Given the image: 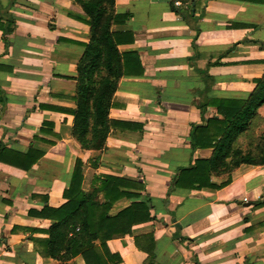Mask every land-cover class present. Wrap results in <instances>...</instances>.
<instances>
[{
	"label": "crops",
	"instance_id": "1",
	"mask_svg": "<svg viewBox=\"0 0 264 264\" xmlns=\"http://www.w3.org/2000/svg\"><path fill=\"white\" fill-rule=\"evenodd\" d=\"M124 15L111 33L121 55H138L143 74L119 79L108 119L131 128L112 129L93 150L73 131L78 67L91 40L83 9L76 0H0V264H86L42 257L33 242L48 240L57 223L34 213L67 204L77 161L87 194L102 176L142 186L124 190L137 197L116 202L110 216L133 203L151 208L153 220L131 235L100 234L118 264H264V208H254L264 201V166H241L221 189L170 191L181 169L214 157L191 147L193 127L218 115L201 105L248 100L264 76V6L115 0L114 16ZM262 116L264 106L253 123ZM259 136L252 144L239 136L234 146L254 151Z\"/></svg>",
	"mask_w": 264,
	"mask_h": 264
},
{
	"label": "trees",
	"instance_id": "2",
	"mask_svg": "<svg viewBox=\"0 0 264 264\" xmlns=\"http://www.w3.org/2000/svg\"><path fill=\"white\" fill-rule=\"evenodd\" d=\"M231 1L264 6V0ZM76 2L88 18V21L83 22L91 28V40L86 45L85 55L78 67V109L74 115L73 131L84 148L102 150L112 129L131 128L129 123L109 121L110 102L119 79L131 73L141 75L143 67L137 54L121 55L117 49L111 26L128 16H114L115 0ZM261 50L264 52V43L261 44ZM214 65L222 64L217 62ZM214 65L209 64V67ZM204 75H207L206 72ZM254 83L256 88L248 100L209 99L201 105V110L215 108L218 115L203 125L193 127L191 147L193 151L215 150L214 157L197 160L194 166L181 169L170 191L221 189L231 183L232 173L241 166H264V135L254 147L256 154L253 149L244 150L234 146L239 136L251 140V144L255 138V126L260 120L253 121L257 110L264 106V76ZM0 104L5 105L1 95ZM3 151L0 145V153ZM33 162H29L28 166H18L27 169ZM83 170L82 162L77 161L70 188L65 193L67 204L59 209L45 208L41 213H34L40 218L57 222L50 228L48 240H33L35 250L42 257L62 263L82 256L86 264H118L121 259L108 251L100 234L109 231L113 238L131 235L134 226L153 220L151 208L147 203H133L116 216H110L116 202L137 197L124 190H138L142 186L102 176L94 179L95 189L87 194L81 190ZM213 176H226L227 180L215 186L211 183ZM99 196L103 198L101 202ZM254 208H264V201L254 204ZM96 242H100L99 246ZM149 254L151 256L152 251Z\"/></svg>",
	"mask_w": 264,
	"mask_h": 264
},
{
	"label": "rangeland",
	"instance_id": "3",
	"mask_svg": "<svg viewBox=\"0 0 264 264\" xmlns=\"http://www.w3.org/2000/svg\"><path fill=\"white\" fill-rule=\"evenodd\" d=\"M264 116H262V120L259 122V124H260V126H259V124H257L256 126H255V131H258V132H255L257 135H263L264 134ZM261 131H263V132H261ZM261 136H259V137H261ZM245 140V139H244ZM256 140V144L259 142L258 141V138L257 139H254V141ZM247 143L248 142V140L246 139L245 141H244V143ZM255 154L257 153L255 150L253 151Z\"/></svg>",
	"mask_w": 264,
	"mask_h": 264
},
{
	"label": "built area",
	"instance_id": "4",
	"mask_svg": "<svg viewBox=\"0 0 264 264\" xmlns=\"http://www.w3.org/2000/svg\"><path fill=\"white\" fill-rule=\"evenodd\" d=\"M181 5V3L180 2H175V6H180Z\"/></svg>",
	"mask_w": 264,
	"mask_h": 264
}]
</instances>
